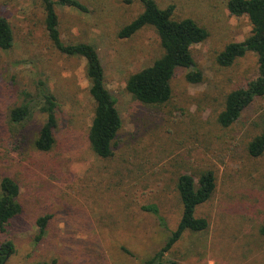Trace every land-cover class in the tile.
Wrapping results in <instances>:
<instances>
[{
	"label": "rangeland",
	"instance_id": "374dc122",
	"mask_svg": "<svg viewBox=\"0 0 264 264\" xmlns=\"http://www.w3.org/2000/svg\"><path fill=\"white\" fill-rule=\"evenodd\" d=\"M86 10L56 5L65 43L87 42L99 55L106 87L122 120L110 157L90 149L87 132L94 101L85 59L60 53L48 37L42 0H0V16L13 32V45L0 49V180L19 186L21 212L0 240L14 253L6 264H145L177 226L181 203L177 177L211 169L216 188L197 206L203 231L185 230L162 260L177 264H264V153L253 157L246 144L264 126V96L256 97L232 125L217 115L225 96L257 75L256 55L247 52L229 66L216 57L226 44L242 41L251 26L229 13L228 0H155L174 5L173 18L190 17L207 32L191 46L202 80L189 82L191 68H178L164 104H145L125 90L127 77L162 53L157 33L144 26L126 38L121 27L143 9L140 0H79ZM56 98V142L49 151L33 141L44 122L40 89ZM31 106L21 122L11 108ZM155 204L167 228L143 207ZM49 215L38 241L36 220Z\"/></svg>",
	"mask_w": 264,
	"mask_h": 264
},
{
	"label": "trees",
	"instance_id": "16d2710c",
	"mask_svg": "<svg viewBox=\"0 0 264 264\" xmlns=\"http://www.w3.org/2000/svg\"><path fill=\"white\" fill-rule=\"evenodd\" d=\"M129 2L130 0H126ZM142 11L129 23L120 28L117 35L121 38L130 37L144 26H151L157 33L162 53L150 65L131 73L125 81V90L131 96L145 104H164L172 95L170 81L178 68H191L185 74L189 82L202 80V73L195 68L191 46L204 41L208 32L190 17L174 19V5L164 8L158 6L155 0H140ZM44 10V25L53 46L68 56H80L85 59V75L89 81V94L94 101L91 124L87 132V140L92 152L102 158L112 155L115 139L122 126L120 114L116 108V99L106 87L104 69L96 48L87 42L65 43L58 29L56 5L70 6L85 11L86 7L79 0H42ZM226 7L230 14L245 15L251 29L242 41H232L218 53L216 60L222 66L231 65L235 59L247 52L256 55L257 75L244 86L237 87L225 96L223 109L217 115V122L222 127L232 125L241 113L256 97L264 96V0H228ZM13 45V32L6 18L0 16V49L9 50ZM43 100L40 111L45 119L40 126L33 145L37 150L49 151L53 148L56 138L54 131L57 127L56 98L45 87L40 89ZM31 106L22 102L9 111L12 122H21L29 115ZM247 153L257 157L264 153V126L246 144ZM216 188L215 174L211 169L202 170L197 183L192 175L182 173L177 177L176 190L181 203V215L177 226L171 230L163 245L153 256L145 260V264H177L173 260H162L167 252L181 237L185 230L203 231L208 227L204 217H197V206L208 201ZM18 184L9 176L0 180V232L6 225L20 214L21 205L17 200ZM153 213L160 224L167 228L159 209L155 204L143 207ZM49 215L37 218L38 241L45 233ZM264 235V224L259 227ZM15 245L10 239L0 240V264H6L7 259L14 253ZM35 264H53L42 262Z\"/></svg>",
	"mask_w": 264,
	"mask_h": 264
}]
</instances>
